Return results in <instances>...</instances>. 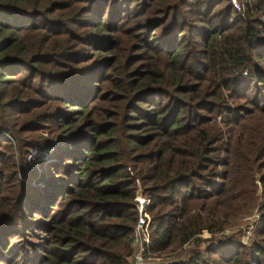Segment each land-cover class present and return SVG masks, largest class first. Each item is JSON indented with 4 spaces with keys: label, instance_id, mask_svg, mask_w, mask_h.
Listing matches in <instances>:
<instances>
[{
    "label": "trees",
    "instance_id": "trees-1",
    "mask_svg": "<svg viewBox=\"0 0 264 264\" xmlns=\"http://www.w3.org/2000/svg\"><path fill=\"white\" fill-rule=\"evenodd\" d=\"M136 180L151 257L264 264V0H0V264H128Z\"/></svg>",
    "mask_w": 264,
    "mask_h": 264
},
{
    "label": "built area",
    "instance_id": "built-area-1",
    "mask_svg": "<svg viewBox=\"0 0 264 264\" xmlns=\"http://www.w3.org/2000/svg\"><path fill=\"white\" fill-rule=\"evenodd\" d=\"M53 151L54 149L51 148L48 151V154L52 153ZM43 154L46 155L45 153ZM136 189L137 190L134 201L136 202L138 222L133 230V236H132L133 252L129 258V264H149L150 262L159 261V259H154L149 254L151 219L147 214V207L149 206L150 202L142 195V188L139 180H136ZM250 233H248V236L246 237L247 240L250 236ZM171 262L172 261H169L168 263Z\"/></svg>",
    "mask_w": 264,
    "mask_h": 264
},
{
    "label": "rangeland",
    "instance_id": "rangeland-1",
    "mask_svg": "<svg viewBox=\"0 0 264 264\" xmlns=\"http://www.w3.org/2000/svg\"><path fill=\"white\" fill-rule=\"evenodd\" d=\"M5 138L9 139L11 138V135L5 136ZM61 150H59L58 154H60ZM35 153V155H34ZM42 153H37L36 151L31 153V157L40 159V157H44V155L41 156ZM39 169V168H38ZM42 171L39 169V172ZM258 222V217L254 213L251 217L245 219L242 221L240 225L234 226L233 228L227 230L224 234L221 235H215V236H207L202 237L201 241L198 243H191L188 246H185L183 249L176 251L174 254H169L167 256H162L160 258H154L159 259V261L150 262L149 264H166L169 261H180V260H186L189 258V255L193 249H198L200 251L205 250L207 247H211L212 245H216V243L221 242L224 238L229 237L230 235H233L234 233H239L242 235L243 242H246V237L248 236V233L254 229V226ZM251 234V233H250ZM133 252V247H132ZM130 258V257H129ZM129 258H128V264H129Z\"/></svg>",
    "mask_w": 264,
    "mask_h": 264
}]
</instances>
